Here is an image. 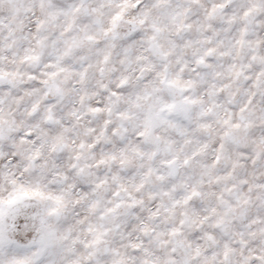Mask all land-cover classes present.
<instances>
[{"label": "snow or ice", "instance_id": "obj_1", "mask_svg": "<svg viewBox=\"0 0 264 264\" xmlns=\"http://www.w3.org/2000/svg\"><path fill=\"white\" fill-rule=\"evenodd\" d=\"M0 264H264V0H0Z\"/></svg>", "mask_w": 264, "mask_h": 264}]
</instances>
